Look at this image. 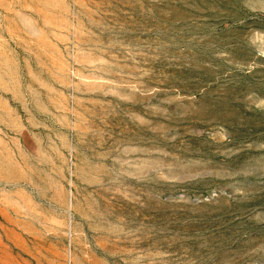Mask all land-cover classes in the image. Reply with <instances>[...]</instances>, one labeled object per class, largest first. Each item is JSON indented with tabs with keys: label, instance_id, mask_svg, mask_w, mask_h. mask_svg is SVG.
Instances as JSON below:
<instances>
[{
	"label": "rangeland",
	"instance_id": "374dc122",
	"mask_svg": "<svg viewBox=\"0 0 264 264\" xmlns=\"http://www.w3.org/2000/svg\"><path fill=\"white\" fill-rule=\"evenodd\" d=\"M0 264H264V0H0Z\"/></svg>",
	"mask_w": 264,
	"mask_h": 264
}]
</instances>
